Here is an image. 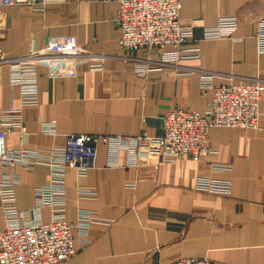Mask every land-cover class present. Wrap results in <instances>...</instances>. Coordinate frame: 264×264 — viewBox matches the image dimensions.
Returning a JSON list of instances; mask_svg holds the SVG:
<instances>
[{
	"label": "crops",
	"instance_id": "crops-1",
	"mask_svg": "<svg viewBox=\"0 0 264 264\" xmlns=\"http://www.w3.org/2000/svg\"><path fill=\"white\" fill-rule=\"evenodd\" d=\"M1 12V50L9 55L42 48L48 36L72 34L89 56L105 57L101 71L82 63L75 77H51L38 68L39 103L22 108L23 140L31 148L63 146L68 134L127 136L144 130L161 135L167 111L206 112L210 95L199 87L201 70L215 72L216 84L264 79V55L257 54L254 38L264 0H181V23L191 27L195 39L188 46L198 49H139L127 60L117 46L116 0H48L4 6ZM231 15L238 18L235 36L240 40L202 38L205 28ZM135 58L167 64L143 77L134 72ZM18 103V88L9 84L7 66L0 65V109ZM259 111L256 128H210L214 153L200 159L159 162L151 157L126 167L122 153L119 167L106 168L105 147L99 144L95 167L86 177L66 171L65 216L76 225L78 210L91 209L114 222L90 224L85 234L74 228L76 254L56 264H170L184 257H205L212 264H264V93ZM41 120L55 121L57 134H41ZM8 140L17 143L12 132ZM9 170L20 177L17 208H30L34 190L47 181L48 167ZM197 175L230 179V195L194 190ZM130 182L134 188L126 186ZM80 187L95 195L80 197ZM41 216L49 220V207Z\"/></svg>",
	"mask_w": 264,
	"mask_h": 264
},
{
	"label": "built area",
	"instance_id": "built-area-1",
	"mask_svg": "<svg viewBox=\"0 0 264 264\" xmlns=\"http://www.w3.org/2000/svg\"><path fill=\"white\" fill-rule=\"evenodd\" d=\"M48 0H0V65L8 68V81L19 91L16 108L0 109V264H56L76 254L73 229L85 234L90 224L109 226L112 218L101 217L91 209H79L76 225L65 216V175L73 169L77 177H86L95 167L98 145L105 147L106 168L120 166L123 153L126 167H137L142 160L154 157L159 162L175 161L180 156L200 159L214 150L208 138L212 127L256 128L259 120V105L264 93V79L245 78L216 84V73L201 70L198 84L210 100L204 114L196 110L175 108L167 111L162 119L161 135H150L142 130L137 135L68 134L63 146L31 148L23 140L26 127L22 108L39 103L38 68L43 67L48 76L75 77L77 67L87 63L90 71H101L105 57H91L72 34L51 35L44 47L22 56H13L1 50L2 31L1 8L14 4H44ZM118 13L115 24L119 32L117 46L123 51L121 58L132 59L129 53L139 49L165 46L180 51L197 50L188 44L195 41L189 25H183L179 10L181 0H116ZM236 15L221 16L214 26L205 28L202 38L233 41L238 29ZM256 52L264 55V17L256 22L254 32ZM167 63L152 59H134V72L145 76L149 71L161 68ZM17 137V143L8 140L10 133ZM39 132L44 135L57 134L53 120H41ZM48 167L47 181L34 190V204L27 209H18L15 200V186L20 177L10 168L17 166L31 168L34 165ZM223 168V167H220ZM226 168V167H225ZM231 180L195 176L192 188L214 195L228 196ZM134 188L135 183L126 184ZM80 197H92L91 189L78 188ZM49 207L50 218L42 220V209ZM170 264H212L205 257H184Z\"/></svg>",
	"mask_w": 264,
	"mask_h": 264
}]
</instances>
